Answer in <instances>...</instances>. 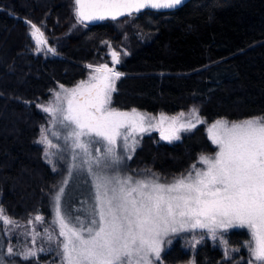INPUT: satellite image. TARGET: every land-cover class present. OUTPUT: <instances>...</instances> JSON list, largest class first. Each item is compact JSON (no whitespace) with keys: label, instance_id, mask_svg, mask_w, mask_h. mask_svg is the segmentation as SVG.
<instances>
[{"label":"trees","instance_id":"trees-1","mask_svg":"<svg viewBox=\"0 0 264 264\" xmlns=\"http://www.w3.org/2000/svg\"><path fill=\"white\" fill-rule=\"evenodd\" d=\"M28 21L55 54L37 47ZM105 39L120 53L123 74L112 95L114 107L174 114L196 105L207 123L264 116V0H190L171 11L143 10L96 25L78 22L74 0H0V209L15 222L47 218L59 185L37 141L47 119L39 105L59 86L84 79L89 64L106 62ZM214 151L201 124L174 142L145 135L131 164L171 178ZM24 182V190H14ZM226 238L245 253L246 230H231ZM7 243L1 223L0 264H30L9 259ZM240 255L247 264V254ZM163 258L166 264L191 258L196 264H229L218 246L206 243L191 254L179 240Z\"/></svg>","mask_w":264,"mask_h":264},{"label":"snow or ice","instance_id":"snow-or-ice-1","mask_svg":"<svg viewBox=\"0 0 264 264\" xmlns=\"http://www.w3.org/2000/svg\"><path fill=\"white\" fill-rule=\"evenodd\" d=\"M182 3L183 0H74L80 23L116 20L144 9H172ZM27 23L39 48L46 43L42 39L44 33L36 24ZM48 51L55 54L54 48ZM111 56L113 65L120 62L117 52L113 51ZM122 75L115 67L100 64L87 81L82 80L73 88L61 85L63 97L57 92L56 105L43 109L58 116V122L70 129L65 140L72 141L73 150H81L83 164L94 179L95 204L87 226L83 221L79 227L68 222L61 207L63 188L55 196L60 235L64 237L63 264H158L164 238L170 234L199 228L207 229L216 239L218 229L236 227L248 229L252 237L251 254L256 264H264V117L232 122L217 120L209 128V134L219 151L213 156L201 154L204 169L193 165L192 171L171 183L159 182L155 174L151 179L121 175L116 168L123 159L117 152L118 138L122 139L126 153L134 152L138 143L135 134L153 126L146 124L147 114L135 108L129 112L110 107L115 81ZM192 111L197 122L202 123L198 110ZM170 119L168 133L162 134L169 141L179 140L181 130L196 126L191 121L179 122L178 117ZM159 120L162 123L169 117L161 114ZM125 128L127 131L121 132ZM41 142L56 147L47 136ZM99 143L102 148L94 149L99 155H93V146ZM45 155L49 153L46 151ZM75 167L73 164L69 169V176ZM108 169H113L115 174L109 175ZM35 219L41 221L42 217ZM0 221L13 223L3 209H0ZM7 252L9 256L16 255L12 247ZM36 255L29 249L23 258Z\"/></svg>","mask_w":264,"mask_h":264},{"label":"rangeland","instance_id":"rangeland-1","mask_svg":"<svg viewBox=\"0 0 264 264\" xmlns=\"http://www.w3.org/2000/svg\"><path fill=\"white\" fill-rule=\"evenodd\" d=\"M44 38V36H43ZM35 40V39H34ZM36 41V40H35ZM46 41V40H45ZM46 48L49 49V44L46 42L44 44ZM109 46L114 48L112 45V42L108 39H105L101 43L102 47V53L103 55H106V61L111 59V51L109 49ZM117 50V49H116ZM104 62L101 63H92L89 65H92L93 68H89L87 75L84 79V81H87L90 77V75L94 74V68L99 66L100 64H104ZM119 72H121L118 69ZM80 80V81H82ZM80 81H78L76 84L72 86H64L65 88H73L75 87ZM118 80L115 81V88L116 83ZM57 92L61 93V96L63 97L64 93L59 86L53 91L52 96L47 102L40 103V108L43 110L45 107L48 106H54L57 103L55 94ZM113 95V93H112ZM112 95H111V104L110 107L114 108L118 111H131L132 109L128 110H122L117 107H114L112 105ZM63 106L66 107V101L63 102ZM193 109L198 110L199 119L203 121L202 123H198L196 120V116L193 115ZM141 113L147 114L148 119H146V124L150 123L153 125L152 127L148 128L147 131L142 133H136L135 139L138 141L135 150L139 147L142 138L151 133L156 134L157 142H174L178 140H166L162 138V134H167L169 126L171 124V117H178L179 122L186 123L188 121H191L196 126L190 130H181L178 135L180 136V139L182 136L188 132H191L193 129H195L197 126L203 124L205 126L206 132L208 134V137L210 138L212 144L215 146V151L213 153H204V155L213 156L217 151H219L218 145L214 144L210 134H209V128L212 124H214L217 120H227L229 122H232L226 118H220L213 122L207 123L205 118L201 115L199 108L196 105L191 106L190 108L179 111L174 114H168L165 112H160L157 114H152L143 110L137 109ZM44 111V110H43ZM45 112V111H44ZM47 115V119L45 124L42 125L40 134L37 138V141L44 147V151L48 152L49 155H45V158L49 164H51L54 169L58 172L59 175V185L56 191H54L51 204L49 205V215L48 217L44 218L43 215H36L42 217L41 221H37L35 218L30 220L28 222V225L24 222H15L13 218L8 216L13 223L12 224H4L2 221L1 223L5 227L6 236L8 238V243L6 247L5 254L7 257H18L24 261H29L30 264H63L62 261V243L64 240V237L60 235V225L57 221L56 216V202H55V196L59 192L61 188L64 189V193L61 197V207L62 212L68 219V222L70 225H74L79 227L80 221H83L84 224L87 226L88 222L92 218V210L93 206L95 204V187H94V179L93 177L87 172V165L83 164V160L85 159L83 156V153L80 149L73 150L72 148V141L71 140H65V136L67 132L70 130L69 128H65L63 125H61L59 121V117H54L52 114L45 112ZM183 113V116L180 114ZM161 114H164L165 116L169 117V120H165L162 123L160 122L159 118ZM154 117L155 119H151ZM258 117H264V116H258ZM5 118V117H4ZM8 118V117H7ZM255 118V117H252ZM249 119V118H248ZM20 118L15 119L12 127H15L17 122H20ZM245 120V119H243ZM242 121V120H239ZM127 129H121V132H126ZM6 135H10L12 132L10 129H3L2 131ZM54 133H56L54 135ZM43 136H47L48 140L52 142L53 145H56V147H49L47 144L41 142L43 139ZM83 140H87V137H82ZM179 139V140H180ZM131 143V138L130 141ZM123 141L121 138H118V144H117V152L119 155L123 157L121 163L116 166L118 168L121 175H132L136 178H153V174H155L156 177H159V182L161 183H171L175 178L180 177L182 174L187 175L189 171L193 170V165H195L196 169H204L205 165L201 163L200 156L197 158V160L194 162V164L185 172L182 174L177 175L176 177L166 178L160 175L155 170L151 169L150 167L139 165L133 167L131 164V159H127L128 155H131L133 157L132 151H128L127 153L122 148ZM96 147L102 148V143L95 144L93 146V155H99L98 153H95L94 149ZM103 150V149H102ZM73 152H75L76 159L73 160ZM51 161V162H50ZM75 164L76 167L72 168V175L69 176V169L72 167V165ZM95 167V165H93ZM109 175H113L114 170L108 169L106 170ZM29 178H32L29 176ZM67 180V183L65 184L64 181ZM21 186V185H20ZM18 186V188H15L14 190L22 191L25 189V187L28 186L26 182H24V185L21 187ZM34 196H30V201H32ZM6 215V214H5ZM7 216V215H6ZM35 216V217H36ZM79 218V220H77ZM235 229H244L247 231L249 238L244 243V252L242 253L240 251V248H235L233 246H230L228 243V240L226 238V234L230 232L231 230ZM49 236H51V239H49ZM179 240L181 242V246L185 250L191 251V254L195 253L197 249H199L200 246L206 243H210L212 246H218L224 254L225 260L229 261V264H242L243 263V257L240 254H247V257L245 260L247 261V264H256L254 257L251 254L250 251V245L252 243V237L248 229L246 228H231L228 230L218 229L216 239H213L211 233L208 232L207 229H194V230H188L184 232H179L175 234H170L168 237L164 238V242L162 244V252H161V259L158 262V264H166L163 258V254H165L169 248L173 245L174 242ZM196 241H199V243H196ZM226 242V243H225ZM8 247H12L14 250V253L16 255L9 256L7 249ZM43 248L44 251H39V249ZM29 249L32 251H35L37 255L35 257H30L29 259L25 260L23 258V254L26 253ZM233 249H238V251H233ZM42 256H45L47 259H42ZM6 264H10V262H7ZM178 264H196L194 258L189 259L186 263H178Z\"/></svg>","mask_w":264,"mask_h":264},{"label":"water","instance_id":"water-1","mask_svg":"<svg viewBox=\"0 0 264 264\" xmlns=\"http://www.w3.org/2000/svg\"><path fill=\"white\" fill-rule=\"evenodd\" d=\"M188 1H190V0H183V3H182L181 5L187 3ZM181 5L177 6L176 8H172V9H160V10H156V9L148 8V9H144V10H153V11H159V12H166V11H171V10L177 9V8L180 7ZM142 11H143V10H142ZM133 14H137V13H133ZM126 16H128V15H125V16H122V17H119V18H123V17H126ZM105 20H106V19H105ZM101 21H103V20H96V21H91V22H89V21H85V23H86L87 25H96V24L100 23ZM42 39H44V38H42ZM44 40H45V39H44ZM42 44H43V43H42ZM42 44H40V45H42ZM111 48H112V47H111ZM112 51L117 52V53H118V56H120V53H119L118 51H116L114 48H112ZM108 66H109V67H115V70H117V64H116V65H113V66H110V65H108Z\"/></svg>","mask_w":264,"mask_h":264},{"label":"flooded vegetation","instance_id":"flooded-vegetation-1","mask_svg":"<svg viewBox=\"0 0 264 264\" xmlns=\"http://www.w3.org/2000/svg\"><path fill=\"white\" fill-rule=\"evenodd\" d=\"M44 44L45 43H43L42 45H40V46H44ZM109 49H110V51H111V53L113 52L112 51V48L109 46ZM111 53H110V55H111ZM104 64H108V65H110V66H113V61H112V56H111V59H109L108 61H106ZM118 69H119V65L117 64V71H118Z\"/></svg>","mask_w":264,"mask_h":264}]
</instances>
